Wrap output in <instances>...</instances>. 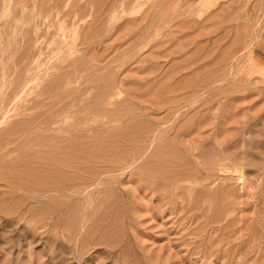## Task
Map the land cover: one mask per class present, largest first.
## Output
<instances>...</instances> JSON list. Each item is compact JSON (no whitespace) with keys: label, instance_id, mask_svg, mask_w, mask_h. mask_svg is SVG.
<instances>
[{"label":"rangeland","instance_id":"rangeland-1","mask_svg":"<svg viewBox=\"0 0 264 264\" xmlns=\"http://www.w3.org/2000/svg\"><path fill=\"white\" fill-rule=\"evenodd\" d=\"M0 264H264V0H0Z\"/></svg>","mask_w":264,"mask_h":264}]
</instances>
